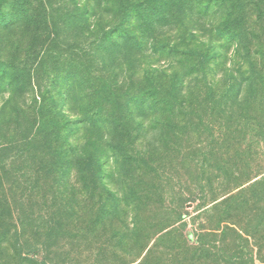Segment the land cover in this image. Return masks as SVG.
Returning <instances> with one entry per match:
<instances>
[{"label": "trees", "instance_id": "1", "mask_svg": "<svg viewBox=\"0 0 264 264\" xmlns=\"http://www.w3.org/2000/svg\"><path fill=\"white\" fill-rule=\"evenodd\" d=\"M12 1L19 2L16 7L14 5L15 10H6L5 3ZM189 1L183 0L176 16L163 24L169 29L165 30L166 37L155 35V30L153 39L144 41L132 21L117 24L102 37L97 50L102 54L100 57L106 71H109V61L113 62L118 55L131 53L129 55L134 57L137 52L145 51L134 61H131L133 58L128 61L130 64L126 70L135 67L136 73L143 65V73L136 74L133 86L127 87L124 82L118 85L111 75L97 78L90 73L87 75L80 67L71 66L53 78L55 92L44 94L40 101L36 100L29 115L7 110V121L0 124V175L13 153L22 162L39 167L41 174L37 184L44 190L42 199L51 191L48 187H52L63 202L50 206L47 199L42 201L46 209L54 207L56 212L50 213L48 220L40 215L41 210L37 214L39 221L27 217L23 222L25 235L37 238L40 249L17 255L13 264H55L57 257L63 261L57 264L68 263L72 253L79 249L77 244L84 238L90 235L100 241L102 234L110 229L113 234L108 241L117 239L113 244L115 255L120 251L138 250L135 258L124 259L122 264H222L221 252L225 264H255L253 256H245L236 245L237 237L241 239L239 241L249 242L248 238L240 228L237 230L228 223L231 219L244 216L248 225L254 221L251 231L245 226L242 230L250 237L260 238L258 247L264 248V176L241 188L239 193L218 201L213 208H198L200 212L195 218H201L223 204L228 205L225 206L228 210L224 217L221 216L214 227L209 228L204 217L195 240L190 241L189 236L177 235L173 227L178 222H184L187 213L174 204L171 193L176 187L171 184L174 178L167 174V170L176 169L178 181H183L184 151L190 148L188 140H199L202 125L212 135L213 141L208 147L214 149L216 155L215 151L219 148L232 146L237 140L229 132H226L225 138H217L212 124L203 120L201 124L197 122L198 106L193 107L191 101L185 103L188 96L184 87L189 79L197 78L204 71L207 74L220 66L227 68L228 54L223 56L220 49L229 50L234 46V67L240 70L242 66H251L260 78L263 77L264 85V8L262 5L257 8L251 19V23H259L260 31H248L244 22L247 18L245 13L236 11L237 4L233 3L237 0H212L206 12L197 10L218 20L209 30L212 42L207 44L208 49L196 46L182 51V44L170 37L175 35V28L181 32L180 27L185 25L186 21L178 22L182 13L186 16L195 13L192 8L197 7L190 5ZM28 18L30 14L25 9V0H0V31L2 27ZM171 24L175 25L172 27ZM175 36L181 41L177 32ZM115 52L118 55L116 53L114 57ZM185 61L189 62L186 66ZM162 62L167 64L161 65ZM144 63L151 66L146 67ZM21 65L20 61L0 58V95L9 94L11 108L32 84L31 70ZM244 79L247 80L231 78L232 83L224 93V102L237 97L244 89V82L258 84L257 77ZM207 84L212 89L216 82L210 79ZM261 95H264V90ZM209 97L216 99L213 90ZM185 129H190L189 134ZM207 170L204 172L207 173ZM209 171L212 172L208 175L218 177L213 169ZM252 177L249 175L242 182H248ZM107 181H113L115 190L107 185ZM210 184L212 186L213 181ZM0 185L5 188L2 181ZM4 192L3 189V197L6 196ZM185 195L182 194L183 199H186ZM82 198L88 199L92 205L88 212L79 213V209H85L81 206ZM53 200H56L55 195ZM231 202L234 203L230 205ZM186 204H183L184 208ZM3 207L6 206L0 207V243L7 234L4 230L7 225L6 209ZM219 233L224 234L218 239L221 252L213 250L207 240L208 235L219 238ZM158 235L160 241L172 235L173 243L164 241L165 246L160 250L158 244L155 248L149 247ZM66 242L76 243V246L66 251L61 246ZM59 244L61 252H56L54 247ZM102 251L103 248L98 249V252ZM259 253L262 254L261 249ZM259 259L264 262L262 256Z\"/></svg>", "mask_w": 264, "mask_h": 264}, {"label": "rangeland", "instance_id": "2", "mask_svg": "<svg viewBox=\"0 0 264 264\" xmlns=\"http://www.w3.org/2000/svg\"><path fill=\"white\" fill-rule=\"evenodd\" d=\"M211 1L190 0V5L192 4L197 8H188L195 10V13L188 16L184 13L181 14L178 22L186 21V23L180 27L181 32L177 28L173 32L175 35L176 32L179 34L181 41L175 35L169 37L172 40L177 39L182 44V51H188L196 46L204 50L208 49L207 44L212 42L209 30L217 24L218 20L200 14L197 10L206 12L212 3ZM18 3V1L16 3L7 2L4 8L14 11ZM182 3L183 0H25V9L29 10L30 18L13 23L8 27H2L0 31V58L22 62L21 67L24 64L28 70H31L32 84H30L26 94L17 99V104L13 108L9 105V94L5 92L0 95V124L6 123L9 116L7 110L9 112L14 110L16 114L19 112L23 115H29L36 100L40 101L44 94L48 95L55 92L53 78L71 66L80 67L87 75L90 73L97 78L111 75L116 84L120 85L124 82L123 84L127 87L133 86V83H136V74L143 73V65L139 67L138 73H136L135 67L126 70L130 64L128 61L130 58H133L131 61H134L136 56L144 55L145 51L137 52L134 57L129 55L131 53H127L129 55L127 56L118 55V51L115 52L114 57L116 53L118 56L113 62L109 61L107 65L109 71H106V65H103L100 57L102 54H100V50H97L102 37L107 32L112 31L117 24L131 21L137 25V32L143 35L144 41L152 40V33L155 30H157L155 35L167 36L165 30H169L168 25L163 24L176 16V12L181 8ZM233 3L237 4L236 11L245 13V17H247L244 18L246 29L248 31L251 29L260 31L259 23H251V19L255 16L254 13L257 8L261 5L264 8V0H237ZM174 25L171 24L170 26L173 27ZM234 50L235 46L229 50L227 48L220 49L223 56L228 54L227 68L220 66L212 73L208 71L207 74L204 71L197 78L189 79L184 87V92L188 96L185 98V103L191 101L193 107L198 106L195 115L197 122L201 124L203 120V122L208 121L212 124L217 138L219 136L225 138L226 132L237 137L232 146L219 148L215 151L218 153L216 155L213 153L214 149L211 150L208 147L209 142L213 141L212 135L210 136L208 130L205 129L206 126L202 125L199 140L196 142L193 139L188 140L190 148L184 151L186 158H183L185 161L181 168L184 174L183 181H178L177 176L179 174H176L178 172L176 169L167 170V174L174 178L171 184L176 187L171 193L174 204H176V208L179 205L183 213H187L184 222H178L173 227H175L177 235L189 236L190 241L195 240L200 224L204 223V217L208 227L212 228L224 217L223 214L226 213V209L228 210L225 207L227 204H223L224 206L214 208L211 212L203 214L201 218H195L200 212L198 208L204 206L210 208L218 201L231 194L239 193L241 188L264 176V95H261L264 90L263 77L260 78L258 72L249 65L242 66L240 70L235 68L233 65L234 57H232L235 53ZM174 59L175 61L178 60L177 58ZM186 62H184L185 66L187 65ZM187 63L189 64V62ZM163 64L167 63L162 62L161 65ZM172 64L175 62L172 61ZM144 66L150 67L151 65L144 63ZM235 77H239L242 81L247 80L244 78H251L252 80V78L257 77L258 84L252 85V83L244 82V89L238 96L224 102L226 99L224 93L232 83L231 78ZM210 79L216 82L212 89L207 84V80ZM212 90L216 97L215 100L209 97ZM15 107H18V111ZM71 116L74 115L71 114ZM213 129H210L211 132ZM189 130L185 129L186 134H189ZM193 133L197 135L195 131ZM8 158H10L8 165L5 171L1 170L2 175H0L2 178L0 181L5 184V188L0 185V207L6 206L3 207L6 209V214H3L7 218V225L4 227L5 234L7 233L4 235L6 239L3 240L2 238L0 243V264H13L17 255L33 253L34 250L40 249L37 238L34 239L25 235L23 222L29 216L39 221L37 214L40 210L42 211L40 215L46 219L49 218L50 213H56L54 207L46 209L42 204L43 200L47 199L50 206L54 204L58 206L59 203H63L59 193L52 187H48L51 191L46 194L45 199L41 198L44 190L40 184H37L41 172L36 164L22 162L13 153ZM185 167L187 169L183 170ZM205 169H213L218 177L212 174L208 175V172L212 171L207 170L205 173ZM249 175L253 176L252 179L248 182H242ZM211 181L214 183L212 186ZM112 182L107 181V185L114 189L116 186ZM242 183V186H238ZM1 186L5 191V197L2 196L3 189ZM183 193L186 194V199H183ZM54 195L56 200H53ZM5 198L7 201H4ZM180 199L182 201H178ZM81 200H83L81 206L85 209L78 208V212H88L92 205L91 202L86 198ZM186 202V208H184L183 204ZM233 203L231 202L230 205ZM220 209H222L221 212H219ZM228 224L237 230L240 228L241 233L248 238L249 242L239 241L241 240L239 237L236 239V245L241 248L244 255L253 256L255 264H264L259 259L260 256L264 258V248L258 247L260 238L250 237L244 234L242 230V227L245 226V229L251 231L254 221L250 223L252 225H248L246 216H244L231 219ZM206 231L209 230L206 229ZM28 232L30 231L28 230ZM28 232L26 234H29ZM112 234L110 229L102 234L100 241L94 240L90 235L84 238L82 242L77 244L79 249L72 253L71 260L63 264H122L124 259L135 258L138 252L137 248L120 251L119 254L115 255L113 244L117 239L108 241ZM219 234V238L207 236L213 250L217 252H221V244L218 239L224 235L223 233ZM158 237L159 235L149 247L155 248L158 244L157 247L160 250L162 246H165L164 241L173 243L172 235L163 241H160ZM75 244L66 242L62 243L61 246L69 251L70 247L76 246ZM58 246L60 244L54 249L56 252H61ZM101 248L104 251L98 252V249ZM260 249L262 254L259 253ZM145 254L146 252L143 253L142 258ZM222 256L223 253L221 252L220 261L225 264ZM57 258H55L57 263L63 262Z\"/></svg>", "mask_w": 264, "mask_h": 264}]
</instances>
